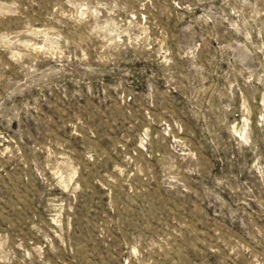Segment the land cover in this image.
Listing matches in <instances>:
<instances>
[{"label":"rangeland","instance_id":"obj_1","mask_svg":"<svg viewBox=\"0 0 264 264\" xmlns=\"http://www.w3.org/2000/svg\"><path fill=\"white\" fill-rule=\"evenodd\" d=\"M0 264H264V0H0Z\"/></svg>","mask_w":264,"mask_h":264}]
</instances>
